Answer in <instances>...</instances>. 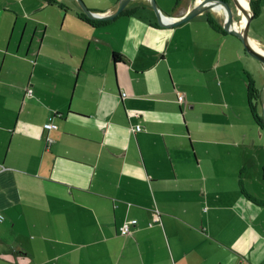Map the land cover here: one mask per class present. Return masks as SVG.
Wrapping results in <instances>:
<instances>
[{"label": "crops", "instance_id": "obj_1", "mask_svg": "<svg viewBox=\"0 0 264 264\" xmlns=\"http://www.w3.org/2000/svg\"><path fill=\"white\" fill-rule=\"evenodd\" d=\"M202 1L156 0L169 20ZM248 1L263 48L264 0ZM82 12L0 0V264H264L256 58L218 12L175 27L150 0L106 23Z\"/></svg>", "mask_w": 264, "mask_h": 264}, {"label": "water", "instance_id": "obj_2", "mask_svg": "<svg viewBox=\"0 0 264 264\" xmlns=\"http://www.w3.org/2000/svg\"><path fill=\"white\" fill-rule=\"evenodd\" d=\"M127 1L128 0H122L120 8L117 11V13L104 16V15H98L90 11L83 0H77L78 4L82 8V10L86 13L88 18L93 19V20H105V21L112 20L113 18L118 16L124 9ZM233 1L241 8V10L247 9L250 13L249 16L246 17V21L244 22L241 28H239V25L243 22V19L234 20L233 15H232V8L230 4L225 0H204L198 3L196 6H194V8L191 11H189L186 15L182 16L178 20H169L167 17L163 16L160 12V9L158 7L156 0H150V3L152 5L154 12L158 16V19H159L158 23L161 26H166V27H175L182 23L188 22L202 13L213 10L215 4H219L223 6L224 7V11H223L224 30L227 33L237 36L241 40L246 51L251 56H253L254 58L264 63V51H260L255 46H253V44L250 42L248 38L249 37L248 28L250 26L251 21L253 20L255 16L254 9L249 1L247 3H244L241 0H233ZM263 120H264V112H263Z\"/></svg>", "mask_w": 264, "mask_h": 264}, {"label": "trees", "instance_id": "obj_3", "mask_svg": "<svg viewBox=\"0 0 264 264\" xmlns=\"http://www.w3.org/2000/svg\"><path fill=\"white\" fill-rule=\"evenodd\" d=\"M225 1H229V0H225ZM251 5L254 9V13L255 16L258 15L259 13V9L257 8V3H252ZM81 16L87 20L90 23H94V24H98V23H106L107 21L105 20H93L88 18V16L86 15V13L82 12ZM208 21L210 22V24L212 26H214L215 29H217L218 31L221 32H225V30L223 29V27L221 26L220 23H218L216 20L212 19L211 16H209ZM121 57L118 53L114 54V61L118 62L120 61ZM248 92H249V106H250V110L252 112L253 118L255 120V122L257 123V125L264 130V120H263V115L259 112V108H258V102L262 101V97L263 95H261V93L259 92V90L256 88V85L254 82L250 81L249 83V87H248ZM262 104V103H261ZM263 182H264V166H263Z\"/></svg>", "mask_w": 264, "mask_h": 264}, {"label": "rangeland", "instance_id": "obj_4", "mask_svg": "<svg viewBox=\"0 0 264 264\" xmlns=\"http://www.w3.org/2000/svg\"><path fill=\"white\" fill-rule=\"evenodd\" d=\"M228 3L230 4L232 8V15H233L234 20L244 19L243 10H241V8L233 0H229ZM211 12L214 13V16L216 19H220L221 21H223V18H222L224 17L223 12H218L216 10H211ZM217 12L221 13V15L223 16L222 17L217 16ZM255 62H257L259 66L258 73L255 76L256 88L259 90L261 95H263L262 101H261L262 105H261V102H258V108H259V112L263 115V112H264V63L259 61L258 59H255Z\"/></svg>", "mask_w": 264, "mask_h": 264}, {"label": "built area", "instance_id": "obj_5", "mask_svg": "<svg viewBox=\"0 0 264 264\" xmlns=\"http://www.w3.org/2000/svg\"><path fill=\"white\" fill-rule=\"evenodd\" d=\"M28 95H32V90H29L28 91ZM184 100H185V95L184 94H180L179 95V101L180 102H184ZM53 127H54V125L51 122H49V123H47L45 125V128L48 129V130H51ZM141 130H142V128H141L140 125H137L135 127V131L136 132L141 131ZM156 219H158V218H156ZM3 221H4V216L0 213V222H3ZM120 232H121L122 235H127L130 232L129 225L128 224H125L124 226H122L120 228Z\"/></svg>", "mask_w": 264, "mask_h": 264}, {"label": "bare ground", "instance_id": "obj_6", "mask_svg": "<svg viewBox=\"0 0 264 264\" xmlns=\"http://www.w3.org/2000/svg\"><path fill=\"white\" fill-rule=\"evenodd\" d=\"M242 2L244 3H247L248 1L247 0H241ZM213 10H216L218 12H223L224 11V7L219 5V4H215L214 5V9ZM243 10V16H244V19H243V22L239 25V28H241L244 24V22L246 21V17L249 16V11L247 9H242ZM250 42L253 44V46H255L258 50L260 51H264V47L261 48L252 38L248 37Z\"/></svg>", "mask_w": 264, "mask_h": 264}]
</instances>
